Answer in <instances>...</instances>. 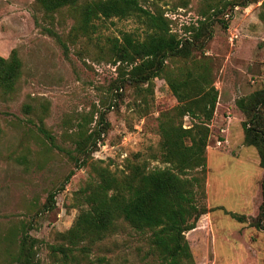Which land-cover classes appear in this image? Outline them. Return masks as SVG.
<instances>
[{"label":"rangeland","instance_id":"obj_1","mask_svg":"<svg viewBox=\"0 0 264 264\" xmlns=\"http://www.w3.org/2000/svg\"><path fill=\"white\" fill-rule=\"evenodd\" d=\"M138 1L151 11H164L180 36L183 26L198 18L200 0ZM263 1L235 8L227 30L215 25L203 53L211 61L219 115L226 119L210 129L205 198L200 201L209 212L196 224L209 231V244L221 257L216 264H264V233L250 224L262 202L263 171L256 149L243 143L244 117L235 104L264 86V22L259 19ZM35 2L0 0V56L7 58L16 50L22 62L15 91H0V264H17L23 237L34 240L39 264H56L48 246L62 243L59 234L85 208L80 192L95 176V165L115 175L126 170L128 162H142L148 170L163 168L158 118L178 103L160 78L154 80L153 92L133 83L115 90L117 74L104 60L102 40L123 32L140 35L142 28L134 19L97 21L91 40H72L69 15L49 17ZM104 111L109 126L92 158L78 167L71 158L75 134L82 125L93 128L98 112ZM229 122L234 131L220 133ZM183 125H190L188 118ZM222 135L227 143L215 146ZM50 193H55L53 203L48 201ZM225 212L248 221L238 223ZM149 236L148 230H134L119 220L117 230L87 253L74 252L78 263L71 264H160ZM195 253V264H215L206 254Z\"/></svg>","mask_w":264,"mask_h":264},{"label":"trees","instance_id":"obj_2","mask_svg":"<svg viewBox=\"0 0 264 264\" xmlns=\"http://www.w3.org/2000/svg\"><path fill=\"white\" fill-rule=\"evenodd\" d=\"M258 2L200 0L198 18L183 26L180 36L172 31L173 20L164 11L146 9L138 0H36L38 9L49 17L61 12L69 15L72 40L79 37L91 40L97 32V21L134 19L142 28L140 35L123 32L120 37L102 40L104 60L115 67L117 74L115 90L133 83L145 85L146 90L153 92L154 80L160 78L178 102L158 118V159L163 168L148 170L142 162H128L126 170L115 175L106 167L94 166L95 176L80 192L85 208L73 225L59 234L62 243L48 246L56 264L78 263L74 252L87 253L91 246L117 230L119 220L134 230L150 232V247L160 264H195L185 234L209 212L200 201L205 198L209 125L218 104L211 61L203 53L213 37L215 25L227 30L235 8ZM259 19L264 22V1ZM21 72L22 62L16 50L7 58L0 56L3 95L15 91ZM235 104L244 117L243 143L256 149L263 171L262 202L250 224L264 233V86L238 98ZM97 117L93 128L88 130L82 125L75 134L71 158L78 167L92 158L109 126L105 111L98 112ZM185 118L190 123L187 127L183 125ZM54 195L49 194V203L54 202ZM225 214L238 223L248 221L241 214ZM17 264H39L34 240L23 237Z\"/></svg>","mask_w":264,"mask_h":264},{"label":"crops","instance_id":"obj_3","mask_svg":"<svg viewBox=\"0 0 264 264\" xmlns=\"http://www.w3.org/2000/svg\"><path fill=\"white\" fill-rule=\"evenodd\" d=\"M217 103H218L217 104L218 106L216 107V110H215V113H214V117H213V119L211 121L212 124L210 125L211 131H212V128L215 127L214 124L217 123L218 121L221 122V123L222 122H226L225 121L226 119L223 118L221 116V114L219 115V106L221 104L220 100ZM228 125H227L228 127L225 130V132L226 133L233 132L234 128H235V125L232 124L231 122H229ZM222 137H223L222 141L224 142L223 144H226L227 143L226 136L222 135ZM199 226L200 225L198 223L197 227H195L194 229L190 230L189 232H187L185 234V237H186V240L188 241L192 256H193V258H195L194 257L195 254H196L195 252L200 251L202 255H203V253L206 254L208 262L212 261V262H214L216 264V263L219 262V260H221V257L216 254L214 247L209 244V239H208V235H207L209 231H207L206 229H204V231H203L202 229H200L201 226L200 227ZM203 236H205L206 239L203 238ZM214 242H215V240H214ZM247 259L248 258L246 256V254L244 253L243 261H245ZM197 261L198 260L196 258V262ZM198 264H199V262H198ZM200 264H201V262H200Z\"/></svg>","mask_w":264,"mask_h":264},{"label":"built area","instance_id":"obj_4","mask_svg":"<svg viewBox=\"0 0 264 264\" xmlns=\"http://www.w3.org/2000/svg\"><path fill=\"white\" fill-rule=\"evenodd\" d=\"M228 119H229V118H228ZM224 132H225L224 129H221V130H220V133H224ZM223 143H224V142L222 141V139H220V138L215 139V146L220 147Z\"/></svg>","mask_w":264,"mask_h":264}]
</instances>
